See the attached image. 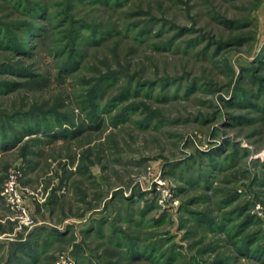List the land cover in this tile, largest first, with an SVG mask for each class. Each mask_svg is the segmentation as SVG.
I'll return each mask as SVG.
<instances>
[{
	"label": "rangeland",
	"instance_id": "374dc122",
	"mask_svg": "<svg viewBox=\"0 0 264 264\" xmlns=\"http://www.w3.org/2000/svg\"><path fill=\"white\" fill-rule=\"evenodd\" d=\"M61 256L264 264V0H0V264Z\"/></svg>",
	"mask_w": 264,
	"mask_h": 264
},
{
	"label": "trees",
	"instance_id": "16d2710c",
	"mask_svg": "<svg viewBox=\"0 0 264 264\" xmlns=\"http://www.w3.org/2000/svg\"><path fill=\"white\" fill-rule=\"evenodd\" d=\"M40 8V10L42 11L43 10V5H39L38 6V8H37V11H38V9ZM35 26H36V24L35 23H33L32 24V26L30 25V26H28V28H26V33H28V35H36V33H38V32H36L35 31ZM12 38V37H11ZM11 40H13L12 41V44L14 45V48L13 49H15L16 51H19V48H16V46H17V42L19 43V41H17V39H15V38H12ZM74 42V41H73ZM11 44V45H12ZM20 44V43H19ZM21 50V49H20ZM25 51V48H23V50H21L20 52H24ZM251 242V241H250ZM247 244L246 245H249L250 243L249 242H246ZM249 250V248L247 247V249L245 250V249H243V250H240V252L242 253V254H247V251ZM224 264H235L234 263V260H231V261H228V262H226V263H224Z\"/></svg>",
	"mask_w": 264,
	"mask_h": 264
},
{
	"label": "built area",
	"instance_id": "2783aa9c",
	"mask_svg": "<svg viewBox=\"0 0 264 264\" xmlns=\"http://www.w3.org/2000/svg\"><path fill=\"white\" fill-rule=\"evenodd\" d=\"M66 258H65V256H61L60 259L57 261L56 264H72V262L69 259L64 260Z\"/></svg>",
	"mask_w": 264,
	"mask_h": 264
}]
</instances>
